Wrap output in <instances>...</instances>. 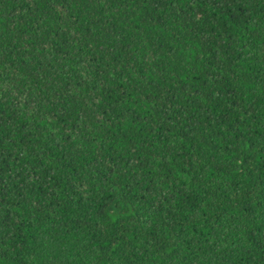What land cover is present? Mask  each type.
Here are the masks:
<instances>
[{"label": "trees", "instance_id": "16d2710c", "mask_svg": "<svg viewBox=\"0 0 264 264\" xmlns=\"http://www.w3.org/2000/svg\"><path fill=\"white\" fill-rule=\"evenodd\" d=\"M0 264H264V0H0Z\"/></svg>", "mask_w": 264, "mask_h": 264}]
</instances>
